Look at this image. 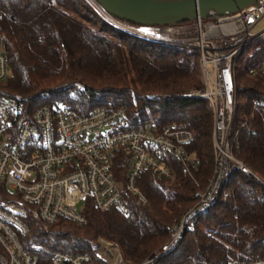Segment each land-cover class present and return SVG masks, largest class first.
<instances>
[{"label":"trees","instance_id":"16d2710c","mask_svg":"<svg viewBox=\"0 0 264 264\" xmlns=\"http://www.w3.org/2000/svg\"><path fill=\"white\" fill-rule=\"evenodd\" d=\"M0 35L10 68L4 88L23 96L31 108L57 103L88 112L114 104L125 109L133 127L147 122L151 114L163 126L192 133L186 149L199 166L188 173L172 158V180L144 172L139 185L146 205L133 200L125 216L87 202L84 226L61 220L36 236L43 248L40 264H49L57 251L86 253L90 264H106L93 254L98 237L116 244L126 264H141L168 241L213 173L212 111L206 99L185 97L203 88L198 52L117 31L83 0H0ZM252 46V55L244 58L247 48L236 61V125L249 118L254 99L264 101V37ZM76 83L85 91H75ZM263 120L261 109L241 131L237 157L264 182ZM223 191L228 198L220 197L195 217L176 247L153 264L264 259L263 184L235 172Z\"/></svg>","mask_w":264,"mask_h":264},{"label":"built area","instance_id":"2783aa9c","mask_svg":"<svg viewBox=\"0 0 264 264\" xmlns=\"http://www.w3.org/2000/svg\"><path fill=\"white\" fill-rule=\"evenodd\" d=\"M113 29L147 41L198 52L203 88L185 97L203 98L212 111L214 169L196 202L173 226L168 241L141 264H153L171 252L185 228L205 214L219 199L228 198L223 187L235 172L260 180L237 157L241 131L264 101L251 102V114L236 125V61L243 51L264 37L253 29L264 17V0L231 16L196 20L174 26L133 27L106 13L95 0H83ZM264 75V60L260 66ZM10 77L4 40L0 35V264H40L43 251L36 241L58 221L86 224L85 207L130 213L132 201L147 199L139 185L144 172L172 180L171 159L185 172L199 166L186 147L193 140L187 130L163 126L156 120L133 127L120 105L101 106L88 112L65 104L44 103L34 109L26 99L9 93ZM84 92L81 83L74 84ZM264 127V120H263ZM94 255L106 264H126L119 247L99 238ZM103 242L106 244L103 245ZM86 253L57 251L49 264H90ZM229 264H264V259H232Z\"/></svg>","mask_w":264,"mask_h":264},{"label":"water","instance_id":"95a60500","mask_svg":"<svg viewBox=\"0 0 264 264\" xmlns=\"http://www.w3.org/2000/svg\"><path fill=\"white\" fill-rule=\"evenodd\" d=\"M113 18L134 26L164 27L234 15L258 0H95Z\"/></svg>","mask_w":264,"mask_h":264},{"label":"rangeland","instance_id":"374dc122","mask_svg":"<svg viewBox=\"0 0 264 264\" xmlns=\"http://www.w3.org/2000/svg\"><path fill=\"white\" fill-rule=\"evenodd\" d=\"M262 30H264V17L260 20V22L257 24V26L253 29V33L257 34V33H259V32L262 31ZM253 51H254V46L248 48L247 52H246L245 55H244V58H246V57L252 55ZM242 67H243V64H239V68H240V70H241ZM148 115H149V117H150V119H149L148 121H150V120H154V118H152L153 115H151V114H148ZM99 238H103V237H98V239H99ZM98 239H97V240H98ZM103 239H105V238H103ZM97 242H98V241H97ZM97 245H98V244H97ZM93 254H94V253H93Z\"/></svg>","mask_w":264,"mask_h":264},{"label":"bare ground","instance_id":"6f19581e","mask_svg":"<svg viewBox=\"0 0 264 264\" xmlns=\"http://www.w3.org/2000/svg\"><path fill=\"white\" fill-rule=\"evenodd\" d=\"M103 245H105L106 246V244L103 242Z\"/></svg>","mask_w":264,"mask_h":264}]
</instances>
